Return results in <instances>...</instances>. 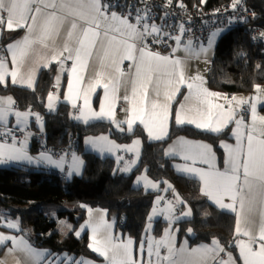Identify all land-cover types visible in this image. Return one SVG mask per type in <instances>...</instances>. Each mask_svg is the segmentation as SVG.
<instances>
[{
    "label": "snow or ice",
    "instance_id": "obj_1",
    "mask_svg": "<svg viewBox=\"0 0 264 264\" xmlns=\"http://www.w3.org/2000/svg\"><path fill=\"white\" fill-rule=\"evenodd\" d=\"M171 0H169V3ZM239 0H234L233 7ZM114 7L104 0H0V26H5L8 30H17L24 28L27 34L22 41L16 44H10L7 47L11 55L12 69L9 72L4 58L0 57V84L5 83V77L10 76L13 84L18 81L26 83L28 87L33 86L34 70H29L27 77L21 71L20 66L24 57L29 54L30 49L35 45L41 48H48L49 40L55 42L65 24H68L65 41L59 51H56L50 57V61H57L63 57L65 60H72V68L69 73L68 93L65 96L66 100L72 102L74 98H79L83 91V107L80 109V116L77 119H83L85 123L89 119H108L116 127L122 129L124 123L127 124L129 132L133 131V125L139 121L147 131L151 139L162 140L167 134V121L172 100L180 91V85L186 83L183 71L181 69V61L173 59L170 56H163L156 52L146 50V45L137 49L134 41L137 37L141 40L146 39L148 35L160 33V28L155 24L147 23V12L143 16L139 13L136 16L135 23L130 22L128 16L118 15L115 11H110ZM182 7V5H181ZM6 14V15H5ZM42 19V22H38ZM181 34L183 33V25L180 26ZM116 33L118 35H113ZM213 36L216 33L212 34ZM264 35V34H262ZM103 37V39H101ZM175 40L179 46L181 37L176 36ZM75 42L76 47L70 46L71 42ZM154 42L156 40L154 39ZM211 43V40L209 41ZM97 44H100L104 49V54L107 56L109 51L113 57L119 55L121 60L128 59L135 62L136 78L132 80V97L129 101L127 95L124 96L126 101H129L131 107L127 110V119L117 122L114 117V102L117 99L116 92L120 87V80H109L103 84L104 98L100 104L99 112L91 110L90 93L95 91L97 86H100V81L103 79L101 72H96L94 82L89 83L86 89H78L74 87L73 75L75 76L76 84L83 81L82 73L88 68L89 58L92 56L93 49ZM139 52V57L135 55ZM175 51V49H174ZM185 51L192 53L191 42L185 45ZM204 51V49H201ZM67 53V56L64 54ZM63 63L62 60H60ZM115 63V59L113 60ZM172 66L171 71H165V75L170 77L164 81L168 90L164 92V98L167 103H158L152 101L150 108L148 106V86L153 82V73H156V96L160 95L159 88L161 79L159 73L161 68L167 69V66ZM43 67H47L48 63H44ZM119 72V68L116 69ZM122 74V73H121ZM59 80V77H57ZM201 80L200 76L191 78V82H187V88L190 94H193L202 106H207L206 111L199 110V119L189 117L187 114L177 110L175 113V122L177 125L195 124L197 128H205L211 132H221L229 122L234 119V110L231 106L227 109L224 105L213 104L208 98L218 96L216 93L208 92L202 89L196 81ZM259 90V89H257ZM143 93V100L137 102L135 99ZM189 97H185L188 99ZM49 107H52L53 96L49 94ZM227 99V98H225ZM236 100L235 97L232 98ZM237 103H248L247 101H238ZM13 101L11 97L0 99V139L5 142H0V164H7L12 161H24L32 163H47L53 167H58L64 171L65 157L60 156L59 159H53L48 153H41L37 157L28 155L26 150V139L17 141L13 130L8 127V117L14 114L16 117V125H23L29 113H21L19 111L12 112ZM73 107L76 104L73 103ZM183 105H181V109ZM37 121L40 117H36ZM236 128L233 129L232 135L236 138V145L233 147L228 144H222L225 149L226 157L224 160L225 169L220 171L215 167V156L212 154V149L209 145L202 143H193L184 139H180L170 146L165 152V155L179 154L185 161H191L193 165L197 162L206 164L208 170L193 166H177L178 171L191 174L200 179L203 184L201 192L209 199L213 200L219 207L227 208L236 213V233L247 237V241L238 240L236 246L239 248V254L243 260V264H264V129H258L257 124L264 125V117H259L256 111L255 103L251 104V124H245L244 119H236ZM247 129L246 131L244 129ZM24 131V128H20ZM11 137V143L7 142V138ZM246 140V144H245ZM19 143V147H17ZM139 141H134L133 144H138ZM86 144H90L93 149L100 152H109L115 154L121 150V146L114 144L106 136L86 140ZM177 145L179 146L177 148ZM124 150L132 151L131 147H126ZM123 157H117V163ZM73 164L69 167L68 176H71L73 171L79 172V166L82 161L73 153ZM123 171H128V163H125ZM139 183V179L137 181ZM151 184L145 178V186ZM153 188L155 184L151 185ZM227 196L232 203L226 204L223 198ZM179 200V197H177ZM259 199L260 202V221L257 231H253L252 227L248 226L252 222L246 216L245 210L252 213L254 206ZM160 198L156 204H159ZM237 202L239 210H237ZM182 203V201H181ZM171 213V205H167L166 209ZM91 213V210H89ZM99 211V210H98ZM160 211H165L161 209ZM157 214V208L154 206L152 215L149 216L151 221L152 216ZM184 216L190 215V212L183 213ZM171 225L172 220L169 215L165 216ZM242 224L245 227H242ZM9 229H18V223L7 221L6 224H0ZM92 230V243L89 247L92 251L98 253L104 258L106 264H144L143 257L140 260L133 258L131 246L132 240L117 243V238L110 231L111 224H108L103 215L98 222L87 225ZM191 231V230H189ZM170 228L166 230L165 237L158 241H153L148 238L147 264H176L173 257L177 250L169 243ZM79 235V233H77ZM6 241H11L12 249L19 248L25 252L33 261V264L39 262L50 255L46 251H37L23 239H17L15 236L0 235V246ZM155 244V251L153 249ZM164 246L167 249V255H161L160 248ZM181 253L187 251L182 247L179 250ZM225 250L220 247L218 241H213L212 247L201 246L198 249H192V254H197L206 264L207 258L212 257L214 264H236L232 259L231 254H228V259H217L219 252ZM140 252H144V244L141 242ZM155 255V261L152 257ZM68 258L65 257V260ZM60 264V261H57ZM71 264V262H69ZM75 264H91L87 260L75 261Z\"/></svg>",
    "mask_w": 264,
    "mask_h": 264
},
{
    "label": "trees",
    "instance_id": "obj_2",
    "mask_svg": "<svg viewBox=\"0 0 264 264\" xmlns=\"http://www.w3.org/2000/svg\"><path fill=\"white\" fill-rule=\"evenodd\" d=\"M184 1L190 7H210L232 0H206L203 4L200 0ZM245 1L254 17L249 26L224 32L218 39L208 73L210 90L238 94L250 93L256 86H264V0ZM255 26L261 30L260 42L252 44L249 27ZM0 38L6 44L8 39L2 31ZM54 68L52 66L40 73L34 90L0 84V95L11 96L19 111L30 110L42 118L44 144L39 148V137L34 136L32 153H36L38 148L64 149L76 139L74 150L81 155L83 171L80 176L64 180L40 169L17 165L0 167V209L18 220L21 229L18 235L32 231V242L36 247L52 254L90 258L87 233L76 238L75 232L84 222L88 209L100 207L107 210L122 233L139 240L155 195L133 186L135 175L143 168L153 181L161 185L168 182L189 207L192 218L176 223L179 239L186 238L190 245L215 240L232 250L234 216L212 207L199 194L196 181L174 173L172 160L164 154L166 142H148L146 136L136 130L134 135L139 136L142 142L140 162L128 175L115 173L113 159L100 158L82 150V140L89 135L110 132V136L121 143L130 141L134 135L113 132L105 123L82 126L70 119L68 106L62 103L55 112L47 111L45 103L53 87ZM261 111L264 113V104ZM179 135L216 144L218 139L227 136V131L214 136L173 124L168 139ZM165 224L161 220L156 221L154 233H159ZM66 230L68 232L64 233Z\"/></svg>",
    "mask_w": 264,
    "mask_h": 264
},
{
    "label": "crops",
    "instance_id": "obj_3",
    "mask_svg": "<svg viewBox=\"0 0 264 264\" xmlns=\"http://www.w3.org/2000/svg\"><path fill=\"white\" fill-rule=\"evenodd\" d=\"M115 12L118 15H122L118 11H115ZM135 21H136V17H134L133 21H130V22L135 23ZM38 22H42V19H39ZM147 23L149 25L154 24V23H150L149 21H147ZM68 27H69L68 24L64 25L63 29L60 32L59 37L55 38V42H53V40L48 41V44H49L48 48L45 49V48H41L39 45H35V46H33L32 49H30L29 54L26 57H24L23 61L21 62L20 71L25 77H27L29 70H34L33 86L32 87H28L26 85V83H20L19 81L16 84H13L10 76L5 77V83L2 85L9 84L11 86L21 88V89L34 90L36 88V84H37L40 73L42 71H46V70L50 69L52 66H54L55 71H54V77H53V87L51 88V90L49 92L53 96V101H52V107L50 108L49 107V99H47L48 95H49L48 94L46 97V103H45V107H46L47 111L55 112L58 105L60 103H62V104H65L68 106L70 119L72 121L78 123V124H81L82 126H89V125L96 124V123H105L111 129V131L116 132V133H120L123 135H134L136 130L140 131L146 136V139L148 142H151V143L166 142V145L164 148V154L169 149L170 146L174 145L175 142L180 140V139H184V140H187V141H190L193 143H202V144L209 145L212 149V154L215 156V167L217 169H219L220 171H224V169H225L224 160L226 157V152H225V149L222 147V144H228V145H231L233 147L236 145V138L232 135L233 129L236 128L235 120L243 118L246 125L251 124V104L252 103H255V105H256L257 115L259 117H264V113L261 111V107L264 104V90L262 92L258 91L255 94L254 93L255 89H254L250 95L244 96L242 98V101H247L248 103L240 104V106L234 111V119L231 122H229L227 127H225L219 133L211 132L205 128H197L195 126V124H187V123L183 124V125H177L176 124L175 113L177 110H181L182 113L187 114L189 117H195L197 119H199V115H198L199 110H201L203 108V110L206 111L207 106L206 105L202 106L198 102V100L195 98V96L193 94H190L189 89L187 88V82H191V78L195 77V76L201 77V80L196 81L195 83L198 84L202 89H206L208 92L218 94V96L208 98L213 104L224 105L225 109H227L229 106H231V99H232L231 95H234V94H227V93L213 91V90H210L208 87V73H209L211 62L213 60L214 49H215V47L213 48V47H211V45L213 44L214 40H212L210 46L209 45L202 46L201 42H203L205 45V43L207 42V40L211 36V34H212L211 33L207 37L206 40L201 41L200 43L194 42L193 40H191L189 38H183L180 36L181 37L180 45L178 46L177 42H176V46L174 47L175 51L173 50L172 54L170 55L171 58L179 59L182 62L181 63V69L183 71L186 83L183 85H180V91L176 94L175 98L171 102L170 111H169V118L167 121L168 134L164 139H162V140L151 139L148 136L147 131L144 129L143 125H141L139 123V121H137L133 125V131L132 132L128 131L126 123H124L121 126L123 129V130H121V128L116 127V125H114L110 120H108L106 118L105 119H89V122L85 123L83 119H77L76 118V117L80 116V109L83 107V103H84L83 91H81L80 97L74 98V100L72 102L65 99V96L68 93V81H69V73L71 72L72 63H73L72 60H65L63 57H61L60 60H62L63 63H61L60 60L50 61V57L52 56V54L56 51H59V49L62 48L63 43L65 41L66 32L68 30ZM2 29H3V33H4L5 37L8 40H7L6 44H4V53L1 57L4 58L5 63L8 67L9 72H10L12 69V60H11V55L7 50V47L10 44H16L17 42L22 41L24 36L27 34V32H26V29H24V28L17 29V30H8L6 28V25L2 26ZM17 34H18V36L13 39V37L16 36ZM158 34H160V33H158ZM158 34L153 33L151 35H148L147 37L152 36V35L153 36L158 35ZM113 35H118V34L113 33ZM101 39H103V37H101ZM144 40L145 39L141 40L139 37H137L132 42L135 43L137 49H139L143 45ZM189 42H191V47L193 50L192 53L185 51V45L189 44ZM216 43H215V45H216ZM70 46L76 47L75 42L74 41L71 42ZM201 49H204V51H201ZM67 55H68L67 53L64 54V56H67ZM135 55L137 56V59H138L139 52L137 51L135 53ZM114 59H115V63H113ZM44 63H48V66L43 67L42 65ZM117 67L120 70L119 72L116 71ZM171 69H172V66H170V65L167 66V69H165L163 67L161 68V71L159 73V76L161 79V84H160V88H159L160 95L158 97L156 96V82H155V77L157 74L153 73V82H152V84H150L148 86L149 90H148V101H147V103H148L149 108H150V104L152 101H156L158 103H167V101L164 98V92L168 89L166 88L164 81L168 80L170 77H168L164 73L166 70L171 71ZM96 72H101L103 74V79H101V81H100V86H97L95 91L90 93L91 110L95 111V112H99V110H100V104L104 98L103 84L107 83L110 79L113 81H115L116 79H119L120 80V87L115 94L117 99L114 102V117H115V120L117 122L125 121L127 119V114H126L127 110L131 107V104L129 103V101L133 100V97H132V80L136 78L135 62L133 60H128V59L121 60L119 55L113 57V55L111 54V51H109V54L107 56H105L103 47L100 44H97L96 48L93 49L92 56L89 58L88 68L82 73V75L84 77L83 81H81L79 84H76L75 76L73 75L72 79H73L74 87L81 89V90L86 89L88 87L89 83L94 82ZM57 77H59V80H57ZM259 86H263V85H259ZM125 95H127L129 97V101H126L124 99ZM186 96L189 98L185 99ZM8 97H11V96L0 95V99H7ZM225 98H227V99H225ZM135 99L137 100V102L142 101L143 100V93H140V95L138 97H136ZM12 101H13V99H12ZM73 103L76 104L75 108L73 107ZM181 105H183L182 109H181ZM14 106H15V103L13 101V104H12V112L13 113L16 112V110L14 109ZM54 106H56L55 109H53ZM244 109L248 110V115L246 117H244L242 115V112ZM17 111H19V110H17ZM19 112H21V111H19ZM26 112H29V111H26ZM29 113H32V111H30ZM26 123H27V119L24 121L23 125L17 126L15 115L10 114L8 117V127H12V128L19 129V130L21 127L27 129ZM173 124L175 126H178V127H184V126L191 127L197 131L205 132V133H208V134L214 135V136L220 135L221 133L227 131V136L224 138L218 139L216 144L210 143L207 140L190 138V137H187L184 135H179V136H175L171 139H168L170 128ZM257 128L258 129H264V125L257 124ZM244 130L246 131L247 129L245 128ZM26 136H27L26 150H27L28 155H30L32 157H37L41 153H47V152H43V151L39 150V148L41 146H43V144H44L43 134L40 136L41 138L39 137L40 138V142H39L40 146H39L36 153L31 152L32 141L34 139V136H36V135H33L32 137L25 135L21 141H24ZM101 136L108 137V139L112 142L114 140V138H112L110 136V132L100 133V134H96V135H89V136H86V138L84 137L85 139L83 138V140H82V150L84 152H90V153H92V154H94L100 158H102V157L111 158L115 162V156L118 153V151L115 154H112L109 152H103L104 153V155H103L102 152L93 149L90 144L85 145V143H84L89 138L96 139V138H99ZM131 141H139V143H141V146H142L141 139L137 135H134L130 141L124 142L123 144H128ZM245 144H246V140H245ZM17 147H19V143H17ZM178 147L179 146L177 145V148ZM48 154L52 155L53 159H59L60 156L65 157L64 171H61L60 168L53 167V166H51L47 163H44V162L29 164V163L24 162V161H12V162H9L7 164H0V165H2L3 167L4 166L7 167L9 165H17V166H23V167L31 168V169H40V170H43L45 172L56 174L61 179H64V180H70L72 177H77V176H80L82 174L83 161H82V164H80V166H79V172L77 173V172L73 171L72 175L68 176L69 167L73 164L72 156H70V153L68 155H54L52 153H48ZM123 154L125 157L130 156L128 151H124ZM165 156H166V158H169L172 160L171 167H172L174 173H176L178 176L184 177L186 179L194 180V181H196V183L199 184V194L202 197H204L206 199V201L212 207L216 208L217 210H219L221 212L231 214L234 216V235H233V240H232L233 248H232V250H230L228 247L226 248V247L219 244L220 247L223 248L225 251L219 252L217 259L227 260L228 254L230 253L232 259L236 262V264H243V260L241 259L240 254H239V248L236 246V241H238V240L247 241L248 238L243 236V235H238L235 231V229H236V213L230 209L219 207V205H217L213 200L209 199L206 195H204L201 192V188L203 187V184L198 177L193 176V175L188 174V173L178 171V169H177V166H180V167L193 166V167L201 168V169H204L207 171L208 166L206 164H201L199 162H197L195 165H193L190 160L189 161L183 160L179 154H172V155H165ZM115 168H116L115 173L117 175H128L134 169V168H132L131 170L123 171L122 170L123 169L122 164L117 165ZM145 178L147 181L151 182V184H149L147 186L148 188H146V186L143 182L139 181V183H138L136 178H134L133 186L136 188H141L143 191H146V192H152L155 195H156V192L158 189H161V190L163 189L164 184L161 185V183H157V182L153 181L152 179H149L148 177H145ZM152 184H155L156 187L153 188L151 186ZM223 202L226 204L232 203V201L227 196H225L223 198ZM236 206H237V210H239L238 202H237ZM184 207H186V206L182 205V207H180L179 209L176 206L172 207L173 208V218L170 217V219L172 220L171 225L169 224V220L162 221V219L166 216L164 214V211H161V214H156L157 219L161 220L162 222H165L166 224L162 226L161 231L157 234L154 233V230H153L154 225H153V227L152 226L147 227V229H145V227H146L145 226L143 229V233H142L139 240H135L134 238L129 237L127 234L122 233L117 228L115 221L110 219L107 210L100 208V207L89 208L87 211V215H86L84 222L78 227L77 230L79 231V229L81 228L82 234L86 232L87 236H88L89 244H91L93 242L92 241V235L93 234H92L91 228L88 227L87 225L90 221L92 223L98 222L101 215H103L104 220L108 224H111V226H112L110 231H111L112 235L117 238L116 242L121 243V242H126L127 240L131 239L133 242L132 246H131L133 258H135L136 260H140L141 257H143L144 264H147V261L149 259L148 254H147L148 238L151 237V239L153 241L161 240L165 237L166 230L170 228L169 243L172 244L174 246V248L177 250L176 255L173 257V259L176 261V264H205V262L197 254L189 255V253H191L192 249H198V248H201V246L212 247L213 241L210 243H200V244H196V245H190L186 238H181V239L178 238V233H179L178 230L179 229H178V227H176V223L179 222L178 219H188V217L182 216V210ZM151 208H150V211H151ZM89 210H91V213ZM150 211H149L148 217L150 215ZM259 211H260V202L258 199L255 206H254L253 212L248 213L247 208H246L245 213H244L246 216H248L249 220L252 222L248 226L252 227L254 232L258 230V226H259V221H260ZM183 213H185L184 210H183ZM158 220H156V221H158ZM156 221L154 223H156ZM146 225H147V223H146ZM242 227H245V225L242 224ZM16 235H18V234H16ZM16 238L24 240L22 235H19V237L17 236ZM141 242H143V244H144V252L143 253L140 252ZM8 245H10V247L12 248L11 241L8 242ZM182 247L186 248L187 251L184 253H181L179 250ZM153 249L155 251V244H153ZM13 250L18 255V261L19 262H24L25 264H33V261L29 258V256L25 252L21 251L19 248H16ZM89 250L92 254V257H90V258H76L75 257L74 260L79 261V260L83 259V260L90 261L91 264H106L103 257L99 256L98 253L92 251V249L90 247H89ZM37 251H46V252L50 253V255L45 256L39 262L40 264H42V263L43 264H53V262L50 259H51V256L54 254H52L50 251H48L46 249H41V248L38 249ZM160 252H161L162 256L167 255V249L164 246H161ZM152 259H153V261H155V255H153ZM8 264H10V263L8 262ZM206 264H214V261H213L211 256H209L207 258Z\"/></svg>",
    "mask_w": 264,
    "mask_h": 264
},
{
    "label": "built area",
    "instance_id": "obj_4",
    "mask_svg": "<svg viewBox=\"0 0 264 264\" xmlns=\"http://www.w3.org/2000/svg\"><path fill=\"white\" fill-rule=\"evenodd\" d=\"M105 3L113 5L110 11H118L123 16H128L130 21L139 13L141 16L147 12V21L154 23L160 28V34L147 37L143 41L146 50L159 53L163 56H170L176 46V36L189 38L194 42L200 43L217 30L228 32L238 28L249 26L254 14L246 5V1L242 0L233 7L232 2L218 4L210 7L184 6L177 3V0H104ZM183 25V33L181 34L180 26ZM0 31L3 33L2 26ZM261 30L259 27H249V36L252 44L260 42ZM154 39L156 42H154ZM4 53V43L0 38V57ZM17 111V105L14 106ZM242 115L246 117L248 110L244 109ZM17 141L24 138V131L9 127ZM0 142H5L0 139ZM7 142L11 143V137L7 138ZM73 139L71 144L64 149H42L43 152L52 153L54 155H68L76 144Z\"/></svg>",
    "mask_w": 264,
    "mask_h": 264
},
{
    "label": "rangeland",
    "instance_id": "obj_5",
    "mask_svg": "<svg viewBox=\"0 0 264 264\" xmlns=\"http://www.w3.org/2000/svg\"><path fill=\"white\" fill-rule=\"evenodd\" d=\"M200 1H201V4H203L206 0H200ZM241 1L242 0H239V2H241ZM231 2L234 3V0H232ZM177 3L180 4V5L186 6V2L184 0H177ZM224 32L225 31H222V30L214 31L213 33H216V35L213 36L212 35L213 33H212L211 36L209 37V39L207 40V42L205 43V45H204L203 42H201V45L202 46H206V45L210 46L211 43H209V41L211 40V42H212V40H214L213 44L211 45V47L214 48L215 47V43L224 34ZM257 89H259V90H257ZM253 90H254L255 94L258 91L262 92L264 90V86H256V87L253 88ZM252 91L250 93H238V94L231 95V98H233V97L236 98V100L231 99V107L233 108L234 111L240 106V104H242V103H237V102L238 101H242V98L244 96L250 95L252 93ZM48 97H49V95H48ZM55 108H56V106L53 107V109H55ZM26 111L30 112V110H26ZM26 111H21V112L22 113H26ZM29 112H27V113H29ZM37 116H39V114H37L36 112L35 113L34 112L29 113V115L27 117V123H26L27 124V129L24 128V133H25L24 136L28 135V136L32 137L33 135H36L37 137H40L43 134L44 123H43V120H42V118L40 116H39L40 120L37 121V119H36ZM40 138H39V141H40ZM133 142L134 141H131L128 144H123L121 142H118L115 139L113 140L114 144L121 146V150H119L118 153L115 156V166L122 164V167L124 168L125 167V163L127 162L130 170L132 168L135 169V168L138 167L139 162H140V155H141V147L142 146H141V143H138V144L134 145ZM84 143L86 145V142H84ZM126 147H131L133 149L132 151H128L129 155H130L128 157H125L124 154H123V152L126 151V150H124ZM40 151H42V150H40ZM73 153L79 158L80 161H83L81 156H80V154L78 152H76L74 149L70 152V156H72ZM103 155H104V153H103ZM118 156L119 157H123V159L120 160L119 164L117 163V157ZM102 158H104V157H102ZM0 167H3V166L0 165ZM145 177H148L149 179H151L146 174V171L143 168L140 171H138V173L135 175L136 180L138 181V179H139V181L143 182L144 184H145ZM146 188H148V187H146ZM177 197H179V196L173 190L172 186L168 182H164L163 189L162 190L158 189L157 192H156V195L153 198L150 215H152V210H153V207L155 206L158 209L157 210V214H161L160 210L161 209H165L164 214L165 215H169L171 218H173V208L172 207L176 206L179 209L180 207H182V205H185L186 207H184L183 210H184V212H190V215L184 216L183 215V210H182V216L183 217H188V219L189 218L191 219L192 218V214H191L190 209L187 207V205H186V203L184 201H182L180 198L178 200ZM158 198H160V202H159V204H156V201H157ZM181 201H182V203H181ZM169 204L171 205V208H172L171 213H169L166 210L167 209V205H169ZM156 220H158L157 219V215L152 216L151 221H149V219H148L145 229H147V227H150V226L153 227L154 222ZM178 220L179 221H183V220H187V219H178ZM7 221H12L14 223H18V220H14V219L10 218L8 216V214L3 209H0V224H6ZM162 221H167V220L164 217L162 219ZM20 230L21 229L19 227V223H18V229H9L6 226H0V235L15 236V237L18 236L19 237V235H16V234H18L20 232ZM67 232L68 231L66 230L64 233H67ZM77 233H79V235H77ZM81 235H82V233H81V228H80L79 231L77 230L75 232V237L79 238ZM22 237L33 248H35L37 250L40 249L39 247H36L33 244V242H32V237H33L32 231H24ZM8 242H10V241H6L4 245L0 246V264H8V262L10 264H25L24 262H19L18 261V255L10 247V245H8ZM65 257H67L68 259L65 260ZM74 259H75V256H73V255H67V254H59V255H57V254H54V255L51 256L50 260L53 262V264H57V261H60V264H69V262H71V264H75V260Z\"/></svg>",
    "mask_w": 264,
    "mask_h": 264
}]
</instances>
